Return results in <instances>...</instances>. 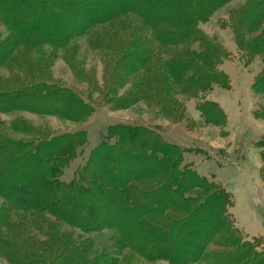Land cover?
<instances>
[{
  "label": "trees",
  "instance_id": "obj_1",
  "mask_svg": "<svg viewBox=\"0 0 264 264\" xmlns=\"http://www.w3.org/2000/svg\"><path fill=\"white\" fill-rule=\"evenodd\" d=\"M234 1L0 0V113L83 123L98 106L146 103L179 123L183 99H196L205 125L226 127L227 113L207 96L231 89L221 69L231 54L200 24ZM226 24L247 65L264 59V0H247ZM86 37L102 59V82L79 59ZM59 58L87 92L54 77ZM252 86L264 95V69ZM254 116L264 120V105ZM88 143L85 130L0 121V256L9 264H122L126 251L148 263L264 264L260 243L230 211L233 193L186 164L187 150L158 127L111 125L63 180ZM258 148L264 173V137ZM107 231L101 249L94 235Z\"/></svg>",
  "mask_w": 264,
  "mask_h": 264
},
{
  "label": "rangeland",
  "instance_id": "obj_2",
  "mask_svg": "<svg viewBox=\"0 0 264 264\" xmlns=\"http://www.w3.org/2000/svg\"><path fill=\"white\" fill-rule=\"evenodd\" d=\"M247 0H236L216 12L208 22L201 23L200 29L210 38L227 49L231 58L221 69L231 80V89L215 88L207 99L216 101L228 116L226 127L205 125L201 113L197 110L200 100L183 99L186 117L175 123L161 116L156 108L141 103L129 110L112 111L109 106H98L94 114L83 123L64 121L55 116H39L27 112L1 114L0 121L9 125L18 117H23L32 125L51 130L54 133L85 130L89 143L84 152L66 168L63 180H72L75 172L83 166L90 151L98 146L114 124L145 125L158 127L159 133L170 143L180 145L187 150L185 163L193 166L201 176L224 185L235 198V206L230 210L238 227L250 239H257L264 250V173L259 142L264 137V120L256 119L254 112L264 105V95L254 92L256 75L264 69V59L257 58L247 65L242 58L232 30L226 26L230 12ZM134 25H140L137 18H129ZM226 24V25H225ZM92 37L78 41L79 59L89 72L95 71L96 78L102 82L103 62L100 54L89 47ZM55 78L65 81L69 86L81 92H87V84L79 83L62 58L52 67ZM6 71H4V74ZM14 138H26V135L9 133ZM64 231H73L64 227ZM76 235L80 234L75 231ZM112 232L94 235L101 249L110 244ZM0 264H9L0 256ZM122 264H169L165 261L148 263L139 257L125 252Z\"/></svg>",
  "mask_w": 264,
  "mask_h": 264
}]
</instances>
